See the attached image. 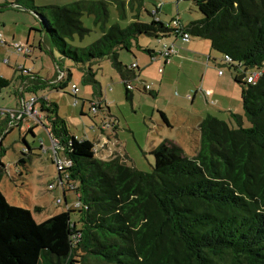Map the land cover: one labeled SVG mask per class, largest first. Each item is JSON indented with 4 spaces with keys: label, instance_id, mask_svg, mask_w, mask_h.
<instances>
[{
    "label": "trees",
    "instance_id": "1",
    "mask_svg": "<svg viewBox=\"0 0 264 264\" xmlns=\"http://www.w3.org/2000/svg\"><path fill=\"white\" fill-rule=\"evenodd\" d=\"M194 4L202 17L181 30L166 28L155 10L150 22L112 26L86 49L67 41L87 32L80 19L84 14L107 18L102 5L36 6L33 0L0 4L33 13L49 45L62 61L80 64L84 80L94 89L98 82L92 66L110 59L129 101L132 93L126 86L136 68L123 66L118 51L130 52L140 36L187 34L189 40H207L230 58L225 65L245 71L243 79L242 74L234 78L241 86L244 114L232 115L237 128L207 116L199 124L197 154L189 157L176 145H160L151 152V173L127 165L118 154L97 158L93 143L70 136L57 105L40 97L50 136L71 162L58 173L63 192H74L80 207L36 223L29 210L9 204L0 191V264H264V0ZM18 70L26 74L23 89L34 96L46 88L64 89L71 76L68 71L66 79L51 83L23 67ZM248 70L258 71L252 83L247 82L253 75ZM10 84L0 77V92ZM148 94L154 97L152 91ZM5 173L0 161V179Z\"/></svg>",
    "mask_w": 264,
    "mask_h": 264
},
{
    "label": "rangeland",
    "instance_id": "2",
    "mask_svg": "<svg viewBox=\"0 0 264 264\" xmlns=\"http://www.w3.org/2000/svg\"><path fill=\"white\" fill-rule=\"evenodd\" d=\"M8 3L11 0H6ZM36 6H70L76 2H92L96 5H102L107 12V18H97L95 15H83L81 19L82 26L87 30L82 37L76 35L72 40L67 41L72 47L89 48L101 36L108 31L112 26H118L121 29L126 28L133 21L140 20L142 22H150V13L158 10V17L163 19V23H168L172 18L179 17L182 22L187 25L189 19H200L202 15L197 10L194 0H33ZM5 0H0V4ZM0 13V20L3 24V31L1 32L2 40L6 42L8 36L15 35L14 42H28L33 47L31 56L26 58L24 54H17L10 49H4L0 45V74H4L11 79V85L0 92V109H15L16 95L18 92V82L13 75V70H18V67L26 66L30 68L32 73L46 79H51L58 75L59 65L64 73V79L68 77L70 71V78L67 86L64 89L55 90L46 88L39 90L38 94H44L46 99L57 105V115L61 121L66 125L70 136L77 140L95 141L99 137L97 127L103 120L102 112L98 111L93 114L90 111L91 99L94 97L95 89L93 85L84 80V70L80 64L72 63L63 59V67L61 66V55L58 50L49 45L48 35L40 32V23L36 21L32 14L28 11L16 10L13 8L2 9ZM102 17V16H101ZM196 17V18H193ZM34 18V19H33ZM32 23V28L29 26ZM45 38L46 45L41 42V49L38 47L40 38ZM198 38H191L197 40ZM140 47L150 46L157 47V40L153 37L140 36L138 37ZM135 43L133 45L135 46ZM15 44V43H14ZM51 46V47H50ZM49 47L51 52L49 51ZM137 52L136 48H133ZM31 53V52H30ZM219 58H223V54L215 52ZM119 61L122 65L131 58L130 53L126 50L118 51ZM4 60H8V66L2 64ZM17 62V65L14 63ZM15 65V66H14ZM125 66V65H124ZM92 69L96 74V81L101 84L102 94L107 96V103L110 115L117 120L118 130L117 139L118 145L112 150L118 153L126 162L127 165L133 166L137 170L151 173L153 169L154 159L150 154V150H145L147 144V134L157 136L160 127L164 128L165 124L159 113V109H163L167 104L168 95L170 92L175 97L183 99L181 103L183 110L186 112L201 113V118L205 119L208 115L217 118L227 123L230 128H237V124L232 119V115L243 116V109L241 104V86L237 84L234 78L241 75V69H234L231 67L222 66L221 72L223 77H219L221 83L220 89L216 90V97L224 98L222 103L215 105L214 97L210 98L206 103L202 96L197 93L195 89L191 91V95L195 94V102L184 100V94L181 93L176 86L169 87L168 85L162 88L160 94L149 95L147 92H141L142 86L149 85L153 88L151 80H145L141 84L138 81L132 80L134 87L140 88L133 90V100L129 101L125 98V87L120 79L118 73L113 69L110 60L102 59L97 65H93ZM218 71V70H217ZM258 72L256 70H248L247 75ZM17 73V72H16ZM17 75V74H16ZM55 79V78H54ZM51 81V80H50ZM193 81H198L197 88L201 86V80L198 75L193 76ZM164 83H166L164 81ZM77 87L76 92H73L71 85ZM167 84V83H166ZM181 86H189V83L183 82L181 79ZM99 89V88H98ZM187 93V92H185ZM76 94L78 98L77 105L74 106L73 95ZM178 101V100H177ZM83 102V104H82ZM180 104V102L178 101ZM83 105V106H82ZM81 109L83 113L81 114ZM153 109V117L151 112ZM16 110V109H15ZM175 117V116H174ZM243 126L248 127L249 123L243 117ZM49 124L37 126L34 129L35 135L26 133L24 126L19 129L14 128L4 141L5 154L1 157L4 163L15 161L21 154L25 159H29L26 167L21 168L23 177L19 178L15 172L14 176L5 174L0 180V191L8 200V203L27 209L36 223H41L46 219L65 211L68 208H73L77 202V196L70 191L67 195L66 205L62 196L61 188L58 181V172L54 163L55 153L51 143V136L48 130ZM177 135L175 131L171 132V136ZM182 141V140H181ZM185 141V140H184ZM184 143V142H183ZM184 145V144H183ZM25 146L31 148L30 154L25 150ZM23 153H22V152ZM29 154V155H28ZM100 154V152H99ZM98 154V155H99ZM27 155L29 158H27ZM107 156L108 152H104ZM109 157V155H108ZM107 157V158H108ZM8 166L14 169V165ZM54 184L55 190L49 189V185ZM58 199L61 204H58ZM72 219H75L72 214Z\"/></svg>",
    "mask_w": 264,
    "mask_h": 264
},
{
    "label": "crops",
    "instance_id": "3",
    "mask_svg": "<svg viewBox=\"0 0 264 264\" xmlns=\"http://www.w3.org/2000/svg\"><path fill=\"white\" fill-rule=\"evenodd\" d=\"M2 9H3V7L0 6V13L1 14L3 13V12H1ZM19 10L20 11L23 10V11L27 12V10H24V9H19ZM28 13L32 14L33 17L36 19L35 15L33 13H31L29 11H28ZM158 13L156 15L158 20H160L161 22H164L163 19L158 17ZM150 15H154V13H150ZM193 18H196V17H193ZM172 20H178L182 25L186 26L182 22V19L179 17L172 18L167 22L169 23ZM194 20H199V19H191V17H190L189 22L194 21ZM36 21H38V20L36 19ZM29 24H30L29 26L31 28L33 26H35V25H32V23H29ZM3 28L4 27H3L2 21L0 20V34L1 35H2L1 32L3 31ZM7 38H8V40L5 39L6 40V42L4 41L5 43H0V45L4 49H10V48H12L11 45L16 43V42H14L15 35L11 34ZM154 39L157 40L156 42L158 44V46L156 48L150 47V46L140 47L138 41H136L135 46L134 45L132 46L131 51L129 52L131 58H129L123 64V66L125 65L128 69L131 68V66L134 63H136V65H137L136 69L133 70L134 74H135V78L130 79L129 80L130 83L132 80H134V81L139 80V83L141 85V84L145 83V81H143L142 79L151 80L153 82L152 83L153 88L151 87V91H152L153 95L160 94L162 91V88L168 84H170L171 86H176L177 89H179L181 91V93L184 94V98H185L184 100L190 101V103H192V105L195 102V99L197 98L195 94L191 95V93H190L194 89L196 91V94L199 93L206 103L212 97H214V99H215V103H212V104L217 105V104H219V102L222 103L224 101L223 97L222 98L216 97V90L220 89V86H221V83H219V80H218L221 78H219V77H223V72H222V74H220V71H222L221 67L226 66V65L222 61V58H219L217 56V54L215 53L216 51L212 49L209 41L199 39V38L197 40H194V41L191 39L188 41H184L180 36H175L173 34H169V35H167V37H163V38H159V39L154 38ZM41 42L44 43V45H46V40L44 37L40 38V40L38 41V47L40 49L42 48V47H40ZM18 43H21V42H18ZM24 44H27L31 47V44L28 42V37H27V42H24ZM165 44L168 46H172L173 49L175 50V52L168 59L165 57H162L160 55V52L162 50V46ZM32 48L33 47H31V53L27 56L25 55L26 58L27 57L29 58L31 56L32 51H33ZM47 48H49V47H47ZM133 48H136L137 52L134 51ZM49 50H50V48H49ZM50 52H51V50H50ZM107 60H110V59H107ZM118 60H119V55H118ZM2 64L8 66V64H9L8 60H4L2 62ZM14 64L17 65V62H15ZM61 64H62L61 66L63 67V61L61 62ZM22 67L25 70L26 66L24 65ZM27 69L28 70H25V71H30L29 67ZM11 70H13V75L15 74V79L19 83L18 84V92L16 95V101H15V109L17 110L20 106L22 99L28 98L29 96H31V94L27 93L26 90L23 89V87H22L24 84L23 82L25 81L24 78H26L25 72H20L19 70H15L13 68ZM32 74H35L36 76L40 77L38 75V73H32ZM96 74L97 73H95L94 79H96ZM196 74L198 75V77L202 83L201 86L198 88L196 87L198 84V81H196V82L193 81V76ZM62 76H64L63 72L59 73L58 75H56L55 77H53L51 79H46V80H52L51 83H55V82H57L58 78H60ZM0 77H3L5 79H8L11 81V79L6 77L2 73L0 74ZM181 79L183 80V82L189 83V86H184V87L181 86ZM164 81L167 84L164 83ZM131 85L133 86L132 83H131ZM168 87H169V85H168ZM139 88H140V86L134 87V89L135 90L137 89V91ZM142 89H143V86H142ZM140 91L145 92L144 90H140ZM151 91H149V92H151ZM132 92L133 91H131V93ZM185 92H187V93H185ZM36 96L37 97H44V94L40 95L37 93ZM188 96H190V98H188ZM96 99L100 100V110L99 111H101L103 114L102 118L103 117L108 118L109 120L112 119V121L115 123V126H114L115 128L113 130L106 131L105 133H102L99 129V126H98L97 129H98L99 137L97 139H95V141L92 142L93 145H96V144H104L105 145V147L102 150H100V154L98 153L99 155L97 154L96 157L99 158L100 160H107L112 155L118 154L112 150L113 147L118 145V139H117V136H118V134H117L118 124L117 123L118 122L116 119H114L113 116L110 115V111H109V107H108V103H107L108 98H107V96L102 94L101 84L99 82H98L97 89H95L94 97L91 100H96ZM47 100L49 101V99H47ZM132 100H133V95H132V98L130 101H132ZM177 100L180 102V104L178 103ZM182 102H183V99L175 97L174 94L172 92H170V94L168 95L166 106L163 109L158 110L160 113V116H161V113L164 115L166 122H164L162 119V121L165 124L164 128L162 126L158 125V127H160L161 129H160L159 134L157 136L151 135L149 133L147 134V136H148L147 141L148 142L146 144L145 150H150V154L154 148H157L160 145H167L168 146L170 144H173V145L180 147L184 151V153L189 157H194L197 154L198 148H199V138H200L199 124L203 120V118H201L202 114L197 113L196 111L195 112H186L185 111L186 109L183 110V107L181 105ZM82 104H83V102H82ZM9 110H13V109H9ZM80 113L81 114L83 113V109H81ZM208 116H210V115H208ZM151 118L154 119L153 109L151 112ZM2 120H4V118ZM42 122H43V124L49 123V119H47V117L45 116L44 118H42ZM22 126H24L26 133H30L29 130H31L30 134L32 136H34L35 135L34 129L37 128V126H39V125L35 124L33 122H30L28 125L20 124L18 126V128L21 129ZM173 131H175L177 133V135L171 136V132H173ZM8 135H9V133L3 137L2 142H1L2 146H0V149H2V150H0V161L5 165V171H6L5 174H8L9 176H14V175L18 174L19 178L20 177L22 178L23 175H22L21 168H25L26 164L29 160V159L27 160L24 158L25 157L24 155H26V154L20 153L18 158L15 161H13L12 163L11 162L4 163V161L1 160V157L5 154V149H6L4 147V141ZM25 150H27V152L29 154H30V152H32L31 148L28 146H25ZM104 152H108L109 157H108V155L105 156ZM28 155H27V158H29ZM8 164L10 166L14 165V169H11L8 166ZM15 172L17 174H15ZM58 181H59V176H58ZM66 190H68V189H66ZM61 192H62L64 202H66V200H67L66 194L68 192L64 193L62 190H61ZM65 206L67 207V205H65ZM70 209H73V208H70Z\"/></svg>",
    "mask_w": 264,
    "mask_h": 264
},
{
    "label": "built area",
    "instance_id": "4",
    "mask_svg": "<svg viewBox=\"0 0 264 264\" xmlns=\"http://www.w3.org/2000/svg\"><path fill=\"white\" fill-rule=\"evenodd\" d=\"M13 7L16 8L15 5ZM165 27L172 28L175 30H181L182 24L178 20H172L171 22L166 23ZM182 39L184 41H188L189 37L187 34H183ZM0 43H5L2 40L1 35H0ZM11 46H12V49L17 54H24L27 56L31 52L30 46L24 43H15V44H12ZM174 52L175 50L173 49L172 46H168L165 44L162 46L160 55L168 59ZM222 61L226 64L230 61V58L227 55H224L222 58ZM21 67L22 66H20L18 69H21ZM136 67H137L136 63H134L131 66L132 69H135ZM220 74H222L221 71H220ZM258 76H259L258 74L251 75L250 77L247 78V82L248 83L254 82ZM58 79H61V77ZM71 89L73 92H76L77 87L74 85H71ZM126 89L131 92L133 91L134 87L131 85L130 82H128ZM143 90L145 92H149L151 91V88L149 85H145L143 86ZM73 96H76V94H74ZM188 98H190V96H188ZM73 100H74V106H76L78 99H73ZM99 110H100V100L96 99V100L91 101L90 111L93 114H97ZM43 116L45 117V113H43L40 109V97H37L34 95H31L28 98L22 99L20 106L17 110L0 109V144L2 142L3 137L6 136L12 129H14L15 127H18L20 124L28 125L30 122H33L35 124L42 125L43 124L42 118H44ZM3 118L5 121L2 120ZM114 126H115V123L112 121V119L109 120L108 118H104L99 125V129L102 133H105L106 131L113 130L115 128ZM51 143H52V147L55 153L54 163L56 165L57 172L60 174V172H62L64 169L71 166V162L67 159L66 156H64L63 151L61 147L59 146V143L56 139L51 137ZM104 147H105L104 144H96L93 146L92 152L95 155H97L100 152V150H102ZM59 186L61 190L63 191V184L61 183L60 179H59ZM48 188L55 190L56 186L54 184H51L49 185ZM58 204H61L60 199H58ZM79 207H80V203L77 201L73 208L76 209Z\"/></svg>",
    "mask_w": 264,
    "mask_h": 264
},
{
    "label": "water",
    "instance_id": "5",
    "mask_svg": "<svg viewBox=\"0 0 264 264\" xmlns=\"http://www.w3.org/2000/svg\"><path fill=\"white\" fill-rule=\"evenodd\" d=\"M245 75V71L243 72V74L241 76H239V79H243Z\"/></svg>",
    "mask_w": 264,
    "mask_h": 264
},
{
    "label": "clouds",
    "instance_id": "6",
    "mask_svg": "<svg viewBox=\"0 0 264 264\" xmlns=\"http://www.w3.org/2000/svg\"><path fill=\"white\" fill-rule=\"evenodd\" d=\"M78 99V98H77ZM10 133V132H9ZM49 135H50V133H49ZM1 145V144H0ZM74 209V208H73Z\"/></svg>",
    "mask_w": 264,
    "mask_h": 264
}]
</instances>
